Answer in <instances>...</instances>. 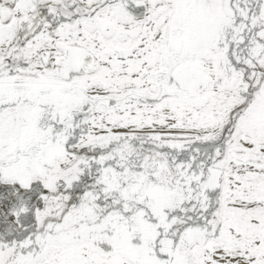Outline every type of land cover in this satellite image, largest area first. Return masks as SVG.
Returning <instances> with one entry per match:
<instances>
[{"label":"snow or ice","instance_id":"snow-or-ice-1","mask_svg":"<svg viewBox=\"0 0 264 264\" xmlns=\"http://www.w3.org/2000/svg\"><path fill=\"white\" fill-rule=\"evenodd\" d=\"M0 264H264V0H0Z\"/></svg>","mask_w":264,"mask_h":264}]
</instances>
